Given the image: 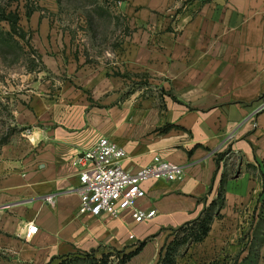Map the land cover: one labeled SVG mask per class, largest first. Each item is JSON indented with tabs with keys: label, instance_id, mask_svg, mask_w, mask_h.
Segmentation results:
<instances>
[{
	"label": "crops",
	"instance_id": "1",
	"mask_svg": "<svg viewBox=\"0 0 264 264\" xmlns=\"http://www.w3.org/2000/svg\"><path fill=\"white\" fill-rule=\"evenodd\" d=\"M115 10L129 36L107 65L73 59L68 38L31 24L54 52L55 83L18 105L24 130L1 149L0 264H117L139 247L124 264H157L175 232L206 214L208 245L232 243L241 264H262L264 0H117ZM125 74L149 76L161 95L124 97ZM102 138L126 152L127 171L155 157L179 168L180 180L142 182L135 209L152 220L80 214L79 162ZM30 224L39 229L26 238Z\"/></svg>",
	"mask_w": 264,
	"mask_h": 264
},
{
	"label": "rangeland",
	"instance_id": "2",
	"mask_svg": "<svg viewBox=\"0 0 264 264\" xmlns=\"http://www.w3.org/2000/svg\"><path fill=\"white\" fill-rule=\"evenodd\" d=\"M116 2L0 0V153L3 146L20 138L24 130L15 121L18 105L29 103L36 84L45 87L48 81L55 83L53 75L56 73L47 68L54 52L41 47L42 42L31 24L35 22L33 27L49 25L57 29L60 36L62 33L71 44L73 59L107 65L120 54L129 36L127 20L115 10ZM124 77L127 81L124 97L132 92L144 96L162 93L159 84L145 74H125ZM181 233L175 232V236L182 237ZM204 239L190 244L188 239L183 247L177 248L175 264H241L243 249L232 250L234 244L228 242L215 248ZM169 261L162 258L157 264H169ZM79 263L81 261L73 260L69 264Z\"/></svg>",
	"mask_w": 264,
	"mask_h": 264
},
{
	"label": "built area",
	"instance_id": "3",
	"mask_svg": "<svg viewBox=\"0 0 264 264\" xmlns=\"http://www.w3.org/2000/svg\"><path fill=\"white\" fill-rule=\"evenodd\" d=\"M126 152L116 143L102 138L95 148L84 153L80 159L78 194L81 199L79 212L82 215L101 216L110 214L118 217L128 209H134V220L143 223L152 220L156 212L135 209L137 202L145 198L142 182L149 179L180 180L178 167L155 157L152 164L137 173L127 171L122 163ZM47 202L53 204L52 198ZM38 227L30 224L26 238L33 237Z\"/></svg>",
	"mask_w": 264,
	"mask_h": 264
},
{
	"label": "trees",
	"instance_id": "4",
	"mask_svg": "<svg viewBox=\"0 0 264 264\" xmlns=\"http://www.w3.org/2000/svg\"><path fill=\"white\" fill-rule=\"evenodd\" d=\"M223 204L219 203V206L221 207ZM211 218L208 214L203 216L202 218L198 219L197 221L187 224L183 228L179 229L178 231H182L181 235L182 237H175V239L171 242L169 246H167L165 250V256L163 257V260L170 259L169 264H175L174 257H176L177 248H181L184 246V244L187 243V240L190 239L189 243H198L201 242L207 235L209 230ZM143 245V244H142ZM141 245V246H142ZM174 247H176L174 249ZM140 250V247L133 253L129 255H125L123 258L119 259L117 264H124L127 261H129L134 255H136ZM91 264H109L110 261L108 258H103L100 261H94L89 260Z\"/></svg>",
	"mask_w": 264,
	"mask_h": 264
}]
</instances>
